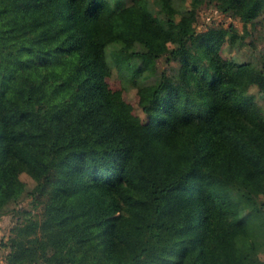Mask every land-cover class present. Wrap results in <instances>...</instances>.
<instances>
[{"label":"trees","instance_id":"1","mask_svg":"<svg viewBox=\"0 0 264 264\" xmlns=\"http://www.w3.org/2000/svg\"><path fill=\"white\" fill-rule=\"evenodd\" d=\"M205 1L245 12L234 39L264 17V0H0V217L21 173L42 206L7 264H264V58L197 33ZM111 64L147 122L106 88Z\"/></svg>","mask_w":264,"mask_h":264},{"label":"rangeland","instance_id":"2","mask_svg":"<svg viewBox=\"0 0 264 264\" xmlns=\"http://www.w3.org/2000/svg\"><path fill=\"white\" fill-rule=\"evenodd\" d=\"M167 12V9H163ZM151 17L155 20L158 18V13H152ZM245 12H219L214 5V2L205 1L199 4L195 10V18L192 26L197 33L206 31L208 28H222L227 31L220 43L219 52L222 57L230 58L237 57L239 60H249L252 63L260 66L264 58V17L260 16L253 24H247L249 33L241 38H233L231 32L238 35L243 34ZM177 66V61L171 59L167 61L164 57H159L156 60V67L160 70L171 72L173 67ZM106 88L112 92L121 90L122 96L131 107L133 115L137 116L142 123L147 122V115L141 111L138 105L137 87L124 75L117 71L111 64L110 73L104 78ZM248 92L253 96L254 101L264 105V99L260 95L256 85H251ZM20 178L24 183L23 190L16 192L9 191L16 196L15 200L8 206V213L0 217V264H7L6 242L11 235L10 229L16 223L28 222V219H38L41 215V204L35 203L32 200L31 192L35 185V180L25 173L20 174ZM264 200V197H260ZM28 218V219H27ZM260 258L264 259V253L259 254ZM32 264H45L42 261H37ZM88 264V263H84Z\"/></svg>","mask_w":264,"mask_h":264}]
</instances>
